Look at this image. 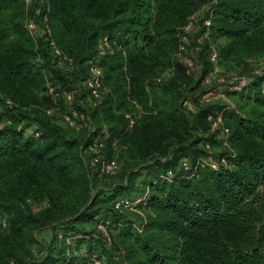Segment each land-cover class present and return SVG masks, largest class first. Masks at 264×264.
<instances>
[{"label": "trees", "instance_id": "16d2710c", "mask_svg": "<svg viewBox=\"0 0 264 264\" xmlns=\"http://www.w3.org/2000/svg\"><path fill=\"white\" fill-rule=\"evenodd\" d=\"M206 4L204 33L230 40L218 63L264 55V0H0V120L10 121L0 125V212L9 229L0 224V264H264V71L246 85L253 99L244 114H229L230 152L219 156L230 165L217 169L201 162L220 144L209 122L215 106L195 110L189 100L213 68L208 40L198 44L204 69L195 83L153 85L162 72L188 73L176 60L178 34ZM29 18L45 26L37 40ZM104 36L112 51L98 47ZM50 38L72 70L58 64ZM91 64L102 71L101 97L89 88L95 104L81 109L89 128L77 133L44 106L72 92L78 107L87 96L76 85L88 81ZM103 134L122 162L111 186L96 183L102 175L86 154ZM144 172L140 197H127ZM122 197L141 199L139 225L115 209ZM107 220L123 245L115 256L97 228ZM45 229L50 240L32 236Z\"/></svg>", "mask_w": 264, "mask_h": 264}, {"label": "rangeland", "instance_id": "374dc122", "mask_svg": "<svg viewBox=\"0 0 264 264\" xmlns=\"http://www.w3.org/2000/svg\"><path fill=\"white\" fill-rule=\"evenodd\" d=\"M46 5L48 7V1ZM209 10V4H206L196 13L191 15L189 18L190 27L185 28L181 33L178 34L179 49L176 56V60L182 64L183 69L184 66L186 67V69H188V73H180L178 72V70H175L174 73L162 72L158 75L159 77L155 79L153 85H157V83L163 84L164 81L168 83L176 78L178 79L179 83L183 81V84H190L191 82L195 83V81H197L199 77L203 75L204 69V63L201 59H199L200 48L198 47V44H204V41L208 40L210 50H212L213 48L210 56L211 61L213 62V68L208 66L209 69L205 79H203L202 82L198 85V88H196V91L193 92L189 100L190 106L195 110L204 107L205 105L215 106L213 112H210L209 122L211 124V131L216 133V137L219 140L220 144L215 148L209 146L208 150L210 152V157L206 158L205 161L202 160L201 162H203V164L205 163L210 165L212 168L217 169L218 167H220V165H230V161L228 158H221L219 156L220 152L226 150L230 152L229 139L234 132L235 123L229 114L231 112H234L236 114L241 115L244 114V112L247 110L248 105L245 106V104H247L248 100L253 99V94L252 91H249V89L246 88V85L251 80L253 73L264 71V55H255L253 57H247L242 59L236 58L235 60H223L221 64L218 63L219 56L223 55V50L227 49L230 44V40L228 39V37L220 36L218 33L213 32L211 30H208L204 33L202 29L204 24L206 26L210 25V19H205ZM44 21L45 26L48 27V18H44ZM104 37L107 38V36ZM104 37L100 38L99 44L101 40L103 41L105 39ZM112 49L113 43H110V40L107 38V45L104 46V50L112 51ZM213 56H215L214 60L212 59ZM92 67L96 68L98 66L95 64H91V68ZM87 71L89 72V66L87 67ZM178 75L180 77H177ZM76 87L80 89L82 88L86 92L87 96L85 99L82 100V102L80 101V103H77V105L79 104L78 107L72 105V101L64 102L63 100L60 101L51 99L49 102H46L44 108L49 107L52 113L60 119V122L64 118V115L70 114L75 111V120H77L78 124H80V130H77L76 132L82 133L84 129L89 128V124L86 114L81 109L87 108L91 104L94 105L95 100L89 93V86L87 82L80 81V83L77 84ZM79 92L81 91H79L78 89V93ZM0 125H3V121L1 120ZM27 132L28 134L32 133V130L29 129ZM106 136V134H103L94 138V143L91 145L93 146V149L88 148L86 152L88 158L94 151L99 152V150L101 149V153L105 158L116 159L117 163H121L122 166V162L120 161L119 157V150L118 148H115L116 144H110ZM100 144H103V146L100 147ZM192 165L193 164L188 161L187 165L182 164V166L186 168V171H192ZM121 166L119 165L118 169L112 175H95L96 177L94 180L97 184H102L104 186H111L114 183L119 182L123 174V172L121 171ZM144 179L145 172L141 177L136 179V184L138 186L137 189H134L132 193H128L125 195L127 197H140V195L142 194L140 192L143 189L142 183ZM139 200L141 199H138V201ZM125 210H128V214H130V217H132V219H134L138 225L139 222H141L142 219L146 217L145 209L143 208L134 207L133 209ZM4 217L6 218V215L1 214L0 212V224H2L4 228L1 230L7 232L9 231V229H6L7 225H4V222L6 221ZM111 230L112 229L110 228L107 234L108 236H110L111 244H114L115 246H110V252L113 253L112 255L115 256L119 247H122L123 245L121 244V241L115 237L116 233L114 231L112 232ZM52 235V229L32 231V236L40 242L42 240H50L52 238ZM77 245L79 246L78 243ZM18 246L19 245H17V247ZM34 246L37 245H33V247ZM74 246H76L75 243ZM82 248L85 249V245H83ZM37 252L38 251L35 250V255L37 254ZM39 257L40 254L38 253V257L36 255V257L32 256V258H30L32 259V261L36 260L37 262H40Z\"/></svg>", "mask_w": 264, "mask_h": 264}, {"label": "built area", "instance_id": "2783aa9c", "mask_svg": "<svg viewBox=\"0 0 264 264\" xmlns=\"http://www.w3.org/2000/svg\"><path fill=\"white\" fill-rule=\"evenodd\" d=\"M26 5L28 7H35L37 2L43 6L46 5L47 1L49 0H24ZM190 20V19H189ZM190 21H188L187 25L184 27L189 28ZM209 23V22H208ZM26 28L29 32V34L37 40L40 36H42L45 32V26L42 24H39L36 19L34 18H29L26 22ZM105 39L100 41L99 48L101 51H104V46L107 45V38L104 37ZM102 42V43H101ZM49 46L51 49V53L54 57H56L58 64L60 66H65L67 69L72 70L74 65L73 61L70 57H68L62 50V48L57 44V42L53 39L50 38L49 41ZM212 59H215V56L212 57ZM101 76H102V71L100 67H92L91 68V76L87 81V84L92 92V95L95 98H100L101 97ZM245 84V82H244ZM49 92L53 94V98L59 97V93H56L53 88H49ZM73 99V94L72 92H69L65 96V100L71 102ZM49 114H52L51 110H48ZM76 112H72L70 114L64 115V120H61V122L64 124L66 123L67 125L75 128H80V124H78L77 120H75ZM5 123H10L9 120H6L3 122V125ZM103 144H100V147H102ZM89 149H93V146H90ZM92 153V152H91ZM88 163L95 168V170L98 172V174L102 176H107V175H112L115 173V171L118 169L119 164L117 163L116 159L108 160L106 159L102 154L94 151L91 155L90 158L88 159ZM182 164L187 165V160H183ZM140 202V200H135L131 201L128 198H118L114 202V207L117 210H122V209H133L136 207V205ZM108 224L109 220L107 221H99L97 223V228L107 235L108 232ZM4 225H7V222H4ZM140 228V227H138ZM92 264H101V261L99 259L93 260Z\"/></svg>", "mask_w": 264, "mask_h": 264}]
</instances>
